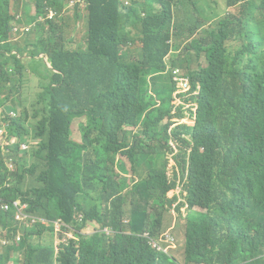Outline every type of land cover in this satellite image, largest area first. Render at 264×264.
<instances>
[{
  "label": "trees",
  "instance_id": "trees-1",
  "mask_svg": "<svg viewBox=\"0 0 264 264\" xmlns=\"http://www.w3.org/2000/svg\"><path fill=\"white\" fill-rule=\"evenodd\" d=\"M13 1L20 0H0V93L7 94L0 135L12 142L0 144V227L9 232L19 200L33 214L62 218L76 240L56 253L53 228H45L7 252H24L20 264H177L169 257L178 248L174 227L163 230L164 213L178 202L186 264H264V0H228L240 7L211 31L199 0H137L126 12L118 0H90L88 20L75 28L71 17L59 27L51 18L64 3L53 0L42 21L40 13L27 15L28 4L27 23L41 21L34 28L45 38L28 60L48 83L36 99L22 96L17 83L25 80L22 58L35 34L10 37ZM81 13L77 7L72 18ZM110 15L108 27L102 19ZM65 27L71 37L59 35ZM182 31L192 38L184 49ZM66 41L78 48L67 51ZM175 68L189 76L186 100L197 109L194 127L173 131L190 138V166L168 169ZM126 126L137 128V145L158 148L137 155L130 179L115 169L117 154L133 150L116 136ZM169 173L181 179L180 196L167 197L176 188ZM27 180L35 185L24 190ZM45 231L49 239L37 242ZM8 258L0 255V264Z\"/></svg>",
  "mask_w": 264,
  "mask_h": 264
},
{
  "label": "rangeland",
  "instance_id": "rangeland-1",
  "mask_svg": "<svg viewBox=\"0 0 264 264\" xmlns=\"http://www.w3.org/2000/svg\"><path fill=\"white\" fill-rule=\"evenodd\" d=\"M70 1L71 0H55L56 4H58V3H64L65 4L62 11H57L59 14H52L51 13V18L53 19V21L56 20V24H55L56 26L59 27L61 25V23L63 22V20H65L67 17H71L70 19H68V23L72 28L80 27L81 25H83L85 23V21L88 20V18L90 16V8L85 9L81 13L80 17L77 18V20L72 18V15L74 14L75 9L77 7L78 8L83 7L84 0H74L75 1L74 7L70 4ZM52 2H53V0H28L29 9H28L27 15L28 16H34L35 14L40 13L41 16L44 17L45 16V10L47 9V6H50L52 4ZM199 3L203 9L205 16L209 18V20L204 22V24H205L204 30H206V31H211V30L215 29L218 22H220L222 19H224L226 17H230V13H232L233 11H236L240 7V4L228 6L227 5L228 0H199ZM13 11L16 15H19L22 13L23 14V22L27 24L29 19H27V16L23 12L17 13L15 5H13ZM137 13L141 14V10L137 9ZM102 20L109 27L110 24H112L115 21V17L113 15H110L108 17H105V19H102ZM81 29L82 28L79 29L78 38H81L83 36ZM98 29H99V27L96 26V28L94 30H92V32L98 33L101 30L100 29L99 31H97ZM35 30L36 29L33 26H31V25L29 26V35L35 34V37L30 39L31 44H30L29 48L27 49V54H25V56L22 58L24 60L26 59V61H25V63H26V68H25L26 77L24 78L25 80L24 81H17V83L23 89V93L21 95L31 97L34 99H36V96L39 93H41L43 91V89L48 84L47 81L42 80L41 76L37 75L36 73H34L31 70V65L28 62V60H30V58L33 55L32 54L33 50L37 49L34 46V44L40 43V42L45 40V38L41 34L36 33ZM58 33H59V35H61L63 37H65V36L71 37L72 36L70 30L66 27H65V33L64 34L61 32H58ZM11 38L13 40H16L19 37H15V38L11 37ZM102 39L103 38H99L97 41L102 42ZM18 40H21V39H18ZM180 41H181L182 49H184L186 46L191 44L192 38L189 36V34L186 31H182ZM6 45L7 44L5 43V46ZM63 46L67 51H70V52H74L76 50V48H78L77 43L72 42V41L64 42ZM138 47H140V45H138ZM174 51H178V47L176 45H175ZM13 53H16V52L14 51ZM5 60L6 59H4L3 61H5ZM43 61L46 63L44 58H43ZM201 63L203 65V67H206L208 65V61L205 58L202 59ZM6 95L7 94L4 92L0 93V97H5ZM175 103H178V101ZM181 105H184V104L181 103ZM193 106L195 109H197V102L194 103ZM188 107H189L188 105H185L183 110L187 109ZM189 112H191V110H189L188 113ZM186 120H188V119H186ZM35 124H37L36 121H35ZM191 124L192 123L189 121L188 125L193 126ZM124 129H125V131H128V134L124 130H122V132L117 133V135H116L117 139L121 142L122 146H126V150L131 149V148L133 149L132 152H129V153H125V151L122 150V154L125 156V166H126V168L130 169V164L133 163L132 165H134L135 169L137 170V155H140L142 152H144L145 147L142 145H137L139 142H137L135 139H133V135H134V131H135L134 128L126 126ZM168 133H169V135L173 134V130L169 129ZM72 137H73V139L75 138V141L82 142V140H81L82 134L80 133L79 130L72 129ZM173 140L174 139H172V141ZM161 141L163 142L164 140L161 138ZM172 141H171V145H172ZM0 144L1 145H7V144H12V142L7 140L4 136L0 135ZM151 144H152V142H151ZM186 145H190V144H186ZM156 150H158V148L155 147L154 145H152V147H150L149 149H146L145 151L148 152V154H150V153H154ZM184 152H186V151H183V153ZM187 154H188V152H187ZM169 158L171 159V164H173L175 161L172 157V149L169 152ZM147 163H148V158L144 157L142 159V162H141V164H142L141 167L144 168ZM11 164H12V170H14V168H15L14 162H10L9 165H11ZM168 166H169V161H168L167 167ZM123 169H124V165H121L119 170H123ZM134 173H135V171H134ZM134 173L132 174V176L134 175ZM169 177H171V174H169ZM171 181H172V177H171ZM34 185H35L34 182L27 180L24 182V190H28V189L32 188ZM120 188L122 190L127 191L130 189V185L127 182V183L122 184ZM180 191H181V186L177 180L176 190L175 191L169 190L167 195L169 198H171V197H173V195L175 193L179 194ZM17 203L19 204L20 201L18 200ZM177 207H178V202H173L172 205L169 207L171 209V212L167 211L164 213V226L165 227H164L163 232L165 233L169 229L174 227V229L171 232L175 235V237L177 239L178 248L171 252V257L174 259L175 263L183 264V262L185 260L184 259V251L181 250L179 246L182 245L184 237H185L186 220H185V218H183L179 215ZM25 209H26V205H23L21 208H19L16 211L15 216L22 218L23 214L26 212ZM197 211H200V208H197ZM185 212H186V207H183L181 209V214H185ZM65 233L67 234V245H70L71 242L76 239V236H75L76 232L74 234V230L72 229L71 231L65 230ZM80 233L88 234V232H80ZM44 234L45 235L41 239H39L36 236L35 239L37 240V242H43L44 240L49 239V237L47 236V234H49V232L45 231ZM62 236H64V235H62ZM24 237H25V234H24ZM53 240H54V247H55L56 237L54 235H53ZM16 245H18V244H16ZM59 251H61V249L56 251V248H55L56 253H58ZM6 253L9 254L7 264H20L19 261L24 255V252L17 251V250H11V251L7 252V249L0 247V255L4 256Z\"/></svg>",
  "mask_w": 264,
  "mask_h": 264
},
{
  "label": "clouds",
  "instance_id": "clouds-1",
  "mask_svg": "<svg viewBox=\"0 0 264 264\" xmlns=\"http://www.w3.org/2000/svg\"><path fill=\"white\" fill-rule=\"evenodd\" d=\"M134 1H137V0H118V2L120 4V10L122 12L128 11V9L132 6ZM74 2H75L74 0L70 1V4L73 7L75 6ZM13 5H15L17 13L21 12V10L24 9L25 15H26V7L28 5V0H20L18 2L13 1L11 3V14L14 17V20L12 22L10 37L21 38V37L27 36L29 33V26L31 25V26L35 27L37 23H39V22L41 23L43 17L41 16V21H39V22H36L34 24H28V23L26 24L23 22V16L18 20L20 14L16 15L14 13ZM90 6H91L90 0H84L83 7L81 8V12H83L87 8H90ZM49 10H51V12H54V9H52L51 7ZM174 53L176 54L177 51H174ZM44 59L46 61V64L50 67L49 58L45 55ZM167 61H169V58L167 59ZM175 72H179V73L175 74ZM171 74H172L173 80L176 84V91L172 95V98H173L172 99V107L173 108H172V112H171V115L173 116L171 119V122L173 123L172 129H173V131H175L176 129H178V127L180 125H184V124L188 125V122L189 121L191 122L192 120H194V122L191 124L193 126L188 125V127H194L195 122H196L195 121L196 109L194 108L193 104L188 103L186 100L187 99L186 95L189 94L192 90V82H191L189 76L187 75V73L180 68L173 69L171 71ZM181 81H186L188 83L187 89H184L180 85ZM197 93L198 92H194V94H197ZM177 101H178V103H175ZM181 103H183L184 105H181ZM185 105H188L189 107L187 109L183 110ZM189 110H191V112L188 113ZM179 113H182L183 116L180 117ZM186 119H188V120H186ZM136 130H137V128H135V131ZM135 131H134V135H137L135 133ZM137 133H138V130H137ZM172 139H174L173 141H176V149L174 147H171L172 146L171 145ZM184 139L190 141V138L187 135L175 136L173 134H170V139H169L170 150L166 153V156L170 162L168 169H170L172 166H174L176 164L190 166L189 158H190V154L192 151V146L186 145L184 143V141H185ZM180 142H182V143H180ZM171 149H172V157L175 161L173 164H171V159L169 158V152L171 151ZM183 151H186L185 152L186 154L188 152L187 157H186V163L181 161V155H182ZM116 162H117V165L115 167L116 172L119 173L120 175L124 176L125 178L130 179L132 174L134 173L133 168H132V164H130V169L126 168L125 156L122 154V152H119L117 154ZM120 163H122L124 165L125 170H119V164ZM169 174H171L172 181H171V177H169ZM169 174H168V178H169L170 182L175 181L176 187H177V180H178V182L180 183V186H181L180 177L175 178L172 173H169ZM170 190L175 191L176 188L170 189ZM181 191H182V186H181ZM181 191L179 194H176V193L175 194L180 196ZM184 196H185V194H183V196H181L180 198H183ZM167 197H168V195H167ZM179 200L181 201V199H179ZM23 205H26V209H25L26 212L23 214L22 218H19L18 216H15L13 218V226L10 228L9 232L4 227H0V247H3L5 249H10L13 247H19L20 243H22V241L24 240V234L28 235V234H30V232L35 231V230L44 231L45 228L46 229L53 228V235L56 237V242H55L56 251H58L59 249L62 250L66 246H68L67 245V234L65 233V230L71 231L73 228H69L67 226V224L63 221L62 218L51 220V219H48L47 217L36 215V214L29 212L28 205L27 204H21V201L19 204L17 203L18 209L21 208ZM184 207H186V206H184ZM59 223L61 224V226L58 227L57 224H59ZM74 233H75V230H74ZM62 235H64V236H62ZM4 240H6L8 243L4 244L3 243ZM16 244H18V245H16ZM169 257H171V255ZM177 264H181V263H177ZM183 264H186L185 260H184Z\"/></svg>",
  "mask_w": 264,
  "mask_h": 264
},
{
  "label": "built area",
  "instance_id": "built-area-1",
  "mask_svg": "<svg viewBox=\"0 0 264 264\" xmlns=\"http://www.w3.org/2000/svg\"><path fill=\"white\" fill-rule=\"evenodd\" d=\"M179 72H175V74H178ZM184 89H187L188 88V83L186 81H181V84H180ZM194 120L191 121V123H193ZM172 147H174L176 149V141H173L172 142ZM58 227L61 226V224H57ZM4 244H7L8 242L6 240L3 241Z\"/></svg>",
  "mask_w": 264,
  "mask_h": 264
},
{
  "label": "crops",
  "instance_id": "crops-1",
  "mask_svg": "<svg viewBox=\"0 0 264 264\" xmlns=\"http://www.w3.org/2000/svg\"><path fill=\"white\" fill-rule=\"evenodd\" d=\"M21 12H23L24 14H25V11H24V9L23 10H21ZM23 16V14L21 13L20 15H19V18H18V20L21 18ZM28 99H30V98H28ZM135 133L137 134V130L135 131Z\"/></svg>",
  "mask_w": 264,
  "mask_h": 264
}]
</instances>
